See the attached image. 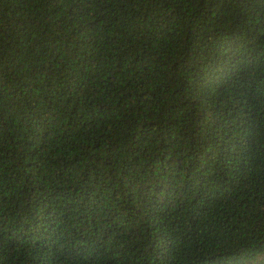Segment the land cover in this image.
<instances>
[{"label":"trees","instance_id":"16d2710c","mask_svg":"<svg viewBox=\"0 0 264 264\" xmlns=\"http://www.w3.org/2000/svg\"><path fill=\"white\" fill-rule=\"evenodd\" d=\"M0 264H264V0H0Z\"/></svg>","mask_w":264,"mask_h":264}]
</instances>
